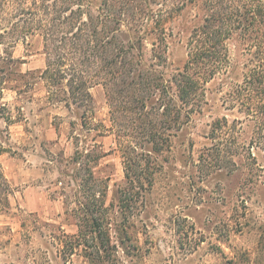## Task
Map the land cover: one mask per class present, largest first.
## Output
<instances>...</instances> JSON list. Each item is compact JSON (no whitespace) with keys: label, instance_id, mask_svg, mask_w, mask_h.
Segmentation results:
<instances>
[{"label":"rangeland","instance_id":"374dc122","mask_svg":"<svg viewBox=\"0 0 264 264\" xmlns=\"http://www.w3.org/2000/svg\"><path fill=\"white\" fill-rule=\"evenodd\" d=\"M199 23L194 9L171 23L172 70L183 69ZM22 37L13 51L25 64L2 66L29 75L0 73L7 81L0 86V264H91L77 244L79 203L105 193L102 186L106 206L115 204L110 234L118 247L102 264H264V111L251 120L226 101L256 64L245 46L229 42V70L206 85L202 111L159 157L154 187L125 221L115 193L125 186L120 145L127 139H118L124 132L112 122L104 87L90 90L91 107L71 103L66 83L50 88L40 79L42 38ZM16 40L0 45V55ZM224 119L230 134L216 138L213 125ZM101 150L106 157L98 162ZM126 223L124 249L117 230Z\"/></svg>","mask_w":264,"mask_h":264},{"label":"trees","instance_id":"16d2710c","mask_svg":"<svg viewBox=\"0 0 264 264\" xmlns=\"http://www.w3.org/2000/svg\"><path fill=\"white\" fill-rule=\"evenodd\" d=\"M186 9L196 10L200 23L189 39L183 69L172 70L167 57L170 25ZM0 22V45L9 47L17 39L10 54L4 49L0 55V73L29 75L2 64L25 63L14 58L18 38L39 36L46 57V69L39 75L50 88L66 83L71 103L91 107L90 90L104 87L112 122L124 132L118 139H127L120 145L125 186L115 193L125 221L154 187L159 157L202 111L206 85L229 70V42L245 46L256 64L226 101L245 110L251 120L264 111V0H0ZM6 82L0 79V86ZM226 125V119L214 123L216 138L230 134H224ZM5 152L0 147V156ZM105 157L101 150L96 161ZM3 181L0 175V187H6ZM102 188L105 193L93 191L79 203L77 244L91 264L106 262L108 253L118 248L110 234L115 204L106 206ZM127 224L117 230L123 232L124 249L130 241Z\"/></svg>","mask_w":264,"mask_h":264},{"label":"crops","instance_id":"0c3cea01","mask_svg":"<svg viewBox=\"0 0 264 264\" xmlns=\"http://www.w3.org/2000/svg\"><path fill=\"white\" fill-rule=\"evenodd\" d=\"M23 64H25V63H23Z\"/></svg>","mask_w":264,"mask_h":264}]
</instances>
